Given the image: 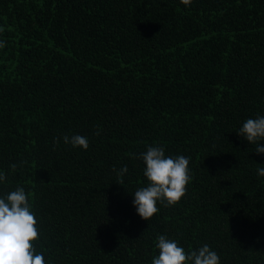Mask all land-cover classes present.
<instances>
[{
    "label": "trees",
    "instance_id": "16d2710c",
    "mask_svg": "<svg viewBox=\"0 0 264 264\" xmlns=\"http://www.w3.org/2000/svg\"><path fill=\"white\" fill-rule=\"evenodd\" d=\"M0 26V194L24 187L47 264H151L160 234L264 264V155L236 133L264 115V0H0ZM156 144L191 181L147 221Z\"/></svg>",
    "mask_w": 264,
    "mask_h": 264
},
{
    "label": "clouds",
    "instance_id": "9594fccd",
    "mask_svg": "<svg viewBox=\"0 0 264 264\" xmlns=\"http://www.w3.org/2000/svg\"><path fill=\"white\" fill-rule=\"evenodd\" d=\"M180 2L189 7L192 0ZM3 31L4 27L0 26V33ZM4 47L5 41L0 39V49ZM236 133L256 146L254 152L264 155V115L246 119ZM63 141L83 150L89 146L88 137L80 134L65 135ZM136 158L145 165L143 175L147 184L132 193V205L136 214L148 221L159 212L158 204L175 205L186 194L191 181L190 158L166 155L165 148L159 144L148 145ZM16 167L10 165L13 170ZM113 171L123 184L122 178L129 171L127 165L114 167ZM256 172L258 178L264 177V167H258ZM6 180V173L0 170V184ZM37 240L36 214L24 187L0 194V264H47L45 253L37 250ZM155 247L158 254L152 257L151 264H220L219 254L206 243L186 250L177 239L160 234Z\"/></svg>",
    "mask_w": 264,
    "mask_h": 264
}]
</instances>
